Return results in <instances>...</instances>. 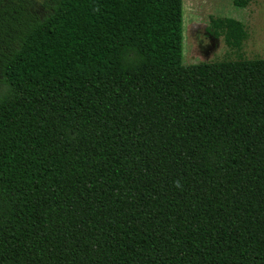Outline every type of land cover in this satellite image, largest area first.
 <instances>
[{"label": "trees", "instance_id": "obj_1", "mask_svg": "<svg viewBox=\"0 0 264 264\" xmlns=\"http://www.w3.org/2000/svg\"><path fill=\"white\" fill-rule=\"evenodd\" d=\"M183 27L0 0V264H264V59L184 65Z\"/></svg>", "mask_w": 264, "mask_h": 264}, {"label": "crops", "instance_id": "obj_2", "mask_svg": "<svg viewBox=\"0 0 264 264\" xmlns=\"http://www.w3.org/2000/svg\"><path fill=\"white\" fill-rule=\"evenodd\" d=\"M197 2L202 4L201 6L206 8V10L208 7L210 9H215L216 12L213 13V15H209V21L204 25V35L210 40V43L207 46H201L202 49L199 54L196 55V61H192L195 57L191 58V61H188V65L264 59V38L262 34L256 31L259 32V34L252 39L249 34L252 32L249 31L250 29H247L248 9L250 7L256 8L261 15L260 17H264V0H197ZM219 6H226L225 9L227 10L228 7L232 6L235 11H242L244 19H230L226 18L224 14L219 16L216 14L220 8ZM212 57L213 59H211V61L208 60Z\"/></svg>", "mask_w": 264, "mask_h": 264}, {"label": "rangeland", "instance_id": "obj_3", "mask_svg": "<svg viewBox=\"0 0 264 264\" xmlns=\"http://www.w3.org/2000/svg\"><path fill=\"white\" fill-rule=\"evenodd\" d=\"M202 4L198 3L197 0H184L183 1V14H184V23H185V30H184V41H183V63L184 65H188V61H191V58H194L196 61V55L199 54L202 47L201 46H207L210 43V40L204 35L205 34V23H208L209 21V15L216 12L215 9H210L207 7L203 8L201 6ZM208 5V4H207ZM218 14L221 16V14H224L226 18H237L241 19L244 17L242 16V11H235L233 10V7H228V10L225 9L226 6H219ZM40 10L41 13H44L45 10L42 9V6H38L37 8ZM186 16V21H185ZM260 13L256 8H249L247 11V24L249 31L252 33L250 34V37L254 39L253 37L258 36L257 34H262L264 38V17H260ZM256 18V19H255ZM250 20V22H249ZM194 21V23H193ZM192 25V26H191ZM184 28V27H183ZM259 31V32H256ZM212 58L208 59L211 61Z\"/></svg>", "mask_w": 264, "mask_h": 264}]
</instances>
